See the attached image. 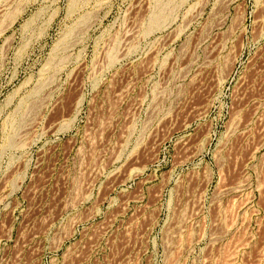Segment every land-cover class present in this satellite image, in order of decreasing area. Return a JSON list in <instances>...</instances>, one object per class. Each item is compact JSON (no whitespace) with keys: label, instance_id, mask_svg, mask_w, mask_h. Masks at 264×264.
I'll return each mask as SVG.
<instances>
[{"label":"rangeland","instance_id":"obj_1","mask_svg":"<svg viewBox=\"0 0 264 264\" xmlns=\"http://www.w3.org/2000/svg\"><path fill=\"white\" fill-rule=\"evenodd\" d=\"M54 215L73 264H264V0H0V264Z\"/></svg>","mask_w":264,"mask_h":264},{"label":"built area","instance_id":"obj_2","mask_svg":"<svg viewBox=\"0 0 264 264\" xmlns=\"http://www.w3.org/2000/svg\"><path fill=\"white\" fill-rule=\"evenodd\" d=\"M134 184H129L124 189H120L119 193L128 192L133 188ZM104 204V202H103ZM56 220L53 221L55 230V240L53 243H59L53 249V263L56 264H73L77 260H86L93 256V249L97 243V251L99 257L105 252V243L99 226L87 221L78 220L73 217L68 223L64 219L58 220V216H53ZM69 225L70 230L68 235L63 234V229Z\"/></svg>","mask_w":264,"mask_h":264}]
</instances>
